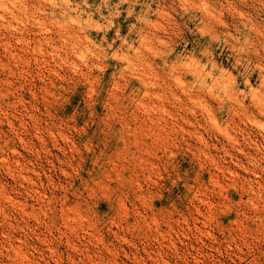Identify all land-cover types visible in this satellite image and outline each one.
Returning a JSON list of instances; mask_svg holds the SVG:
<instances>
[{
	"label": "rangeland",
	"instance_id": "1",
	"mask_svg": "<svg viewBox=\"0 0 264 264\" xmlns=\"http://www.w3.org/2000/svg\"><path fill=\"white\" fill-rule=\"evenodd\" d=\"M0 264H264V0H0Z\"/></svg>",
	"mask_w": 264,
	"mask_h": 264
}]
</instances>
